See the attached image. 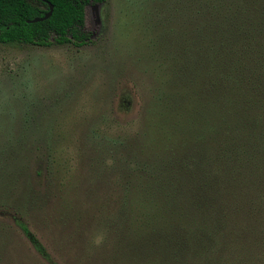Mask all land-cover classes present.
<instances>
[{
	"label": "rangeland",
	"instance_id": "374dc122",
	"mask_svg": "<svg viewBox=\"0 0 264 264\" xmlns=\"http://www.w3.org/2000/svg\"><path fill=\"white\" fill-rule=\"evenodd\" d=\"M224 1L208 20L189 0H90L85 44L0 43V264H128L116 259L118 238L133 242L167 221L149 198L120 214L106 150L125 137L143 156L187 151L171 120L210 83L198 73L203 33L193 28L222 29Z\"/></svg>",
	"mask_w": 264,
	"mask_h": 264
},
{
	"label": "trees",
	"instance_id": "16d2710c",
	"mask_svg": "<svg viewBox=\"0 0 264 264\" xmlns=\"http://www.w3.org/2000/svg\"><path fill=\"white\" fill-rule=\"evenodd\" d=\"M89 1L0 0V43L85 44ZM216 1L189 4L199 17L213 20ZM49 3V17L27 21L41 17ZM228 3L221 8L227 18L222 29L207 34L205 25L193 28L203 33L194 48L201 53L198 73L210 83L197 102L183 108L181 118L171 120L178 143L191 141L187 151L143 156L125 137L113 139L106 150L121 179L120 214L144 206L147 198L159 204L157 214H167L166 222L141 230L133 242L118 238L119 263L264 264V0ZM183 31L189 28L183 25ZM16 223L49 259L28 225Z\"/></svg>",
	"mask_w": 264,
	"mask_h": 264
},
{
	"label": "water",
	"instance_id": "95a60500",
	"mask_svg": "<svg viewBox=\"0 0 264 264\" xmlns=\"http://www.w3.org/2000/svg\"><path fill=\"white\" fill-rule=\"evenodd\" d=\"M51 11H52V4L49 3V10L47 12H45L41 17H33L32 19H28L27 21L28 22H35L38 20L46 19L51 14Z\"/></svg>",
	"mask_w": 264,
	"mask_h": 264
},
{
	"label": "flooded vegetation",
	"instance_id": "af4514ba",
	"mask_svg": "<svg viewBox=\"0 0 264 264\" xmlns=\"http://www.w3.org/2000/svg\"><path fill=\"white\" fill-rule=\"evenodd\" d=\"M85 6H86V5H85ZM48 10H49V9H48ZM48 10H47V11H48ZM31 19H32V18H31ZM27 20H28V19H27Z\"/></svg>",
	"mask_w": 264,
	"mask_h": 264
}]
</instances>
